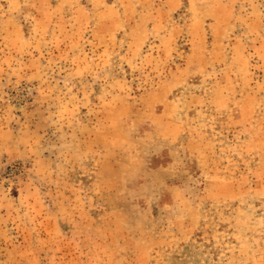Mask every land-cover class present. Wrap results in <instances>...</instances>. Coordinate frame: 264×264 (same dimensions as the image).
I'll list each match as a JSON object with an SVG mask.
<instances>
[{"label":"rangeland","instance_id":"rangeland-1","mask_svg":"<svg viewBox=\"0 0 264 264\" xmlns=\"http://www.w3.org/2000/svg\"><path fill=\"white\" fill-rule=\"evenodd\" d=\"M0 264H264V0H0Z\"/></svg>","mask_w":264,"mask_h":264}]
</instances>
